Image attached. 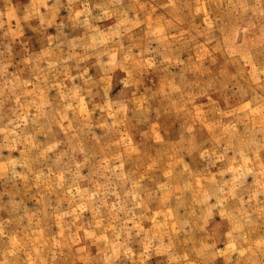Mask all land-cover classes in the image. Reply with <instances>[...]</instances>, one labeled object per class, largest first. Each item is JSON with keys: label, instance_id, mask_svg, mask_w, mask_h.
<instances>
[{"label": "rangeland", "instance_id": "obj_1", "mask_svg": "<svg viewBox=\"0 0 264 264\" xmlns=\"http://www.w3.org/2000/svg\"><path fill=\"white\" fill-rule=\"evenodd\" d=\"M0 264H264V0H0Z\"/></svg>", "mask_w": 264, "mask_h": 264}]
</instances>
